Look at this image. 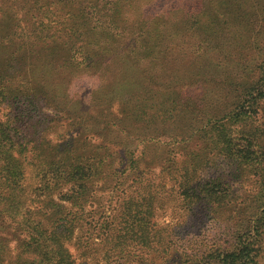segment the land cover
I'll return each instance as SVG.
<instances>
[{
  "label": "trees",
  "instance_id": "obj_1",
  "mask_svg": "<svg viewBox=\"0 0 264 264\" xmlns=\"http://www.w3.org/2000/svg\"><path fill=\"white\" fill-rule=\"evenodd\" d=\"M262 192L264 0H0V264H264Z\"/></svg>",
  "mask_w": 264,
  "mask_h": 264
},
{
  "label": "rangeland",
  "instance_id": "obj_2",
  "mask_svg": "<svg viewBox=\"0 0 264 264\" xmlns=\"http://www.w3.org/2000/svg\"><path fill=\"white\" fill-rule=\"evenodd\" d=\"M196 90V87L192 90ZM220 163V161L215 162V165ZM158 173V169H155L150 174V177L153 179L155 178V175ZM29 182H32L31 180ZM159 184L158 181L155 182V185ZM164 188L168 189L171 186V183L167 180L163 182ZM247 190H249V187H246ZM28 195L31 196L32 189L27 191ZM103 200V199H102ZM158 203L156 206V212H155V219H154V232H159V234L164 233L167 230L173 231V236L178 241H189L193 240V246L192 248H196L201 246V241L208 237L209 233L213 232L212 229V223L211 220L208 218H205L204 213L198 212L195 213V217H192L190 215V212H187L185 209L181 207V205L175 200V197H171V200L168 199H160L157 201ZM252 209H250V214L254 211V209L259 210V208H263L264 204V193H259L255 198L250 199ZM103 204H105V201L103 200ZM193 215V214H192ZM197 218L198 220H196ZM200 225H202L200 227ZM85 227L78 229L75 231V234L73 235L74 240L78 236H82L85 233ZM7 233L0 232V235H6ZM73 240V241H74ZM180 243L177 242L176 245H174V242L169 246V249L172 250V252L175 254V256L178 255L179 251L183 252V248L177 247ZM13 247L17 246L15 242H12L11 244ZM191 248V247H189ZM187 249V248H186ZM190 250V249H188ZM163 250H160L159 253H161ZM158 251L151 250L149 251L150 257L152 260L155 261L156 264H171L173 259L169 258V256H164V254L156 253ZM73 254H77L76 251H73ZM78 256V255H77ZM160 257V258H159ZM78 264H91V262H84L83 258L78 257ZM8 264V263H6ZM130 264H137L135 259L132 260Z\"/></svg>",
  "mask_w": 264,
  "mask_h": 264
}]
</instances>
